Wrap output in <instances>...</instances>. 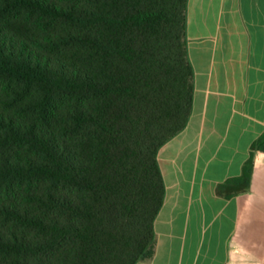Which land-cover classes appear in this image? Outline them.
<instances>
[{"label": "trees", "instance_id": "1", "mask_svg": "<svg viewBox=\"0 0 264 264\" xmlns=\"http://www.w3.org/2000/svg\"><path fill=\"white\" fill-rule=\"evenodd\" d=\"M188 3L0 0V264L154 256L158 155L193 110Z\"/></svg>", "mask_w": 264, "mask_h": 264}, {"label": "crops", "instance_id": "2", "mask_svg": "<svg viewBox=\"0 0 264 264\" xmlns=\"http://www.w3.org/2000/svg\"><path fill=\"white\" fill-rule=\"evenodd\" d=\"M187 127L159 152L154 256L139 264H264V0H189ZM253 161L249 189L220 186Z\"/></svg>", "mask_w": 264, "mask_h": 264}]
</instances>
